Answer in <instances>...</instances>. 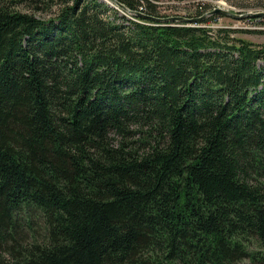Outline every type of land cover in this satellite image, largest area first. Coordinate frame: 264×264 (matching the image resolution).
Instances as JSON below:
<instances>
[{
  "label": "trees",
  "instance_id": "obj_1",
  "mask_svg": "<svg viewBox=\"0 0 264 264\" xmlns=\"http://www.w3.org/2000/svg\"><path fill=\"white\" fill-rule=\"evenodd\" d=\"M118 1L0 0V264H264V44Z\"/></svg>",
  "mask_w": 264,
  "mask_h": 264
},
{
  "label": "rangeland",
  "instance_id": "obj_2",
  "mask_svg": "<svg viewBox=\"0 0 264 264\" xmlns=\"http://www.w3.org/2000/svg\"><path fill=\"white\" fill-rule=\"evenodd\" d=\"M158 6V11L162 15H168L169 17L177 16H187L196 18L202 17L208 12L206 11L203 15L198 16L196 13L201 10V5L208 6L210 8H222L224 10H229L235 13H245V12H264V0H156L153 2ZM115 5V4H112ZM124 15V11L118 9ZM128 18H132L131 15H126ZM219 15H214L208 17L204 22L213 28H229L246 31L248 33L237 34L236 36L244 38L254 43L264 44V18L263 20H257L256 22L243 20H236L229 18H216L208 21L212 17H217ZM39 17L45 18V14H39ZM182 25L181 23H179ZM188 26V25H187Z\"/></svg>",
  "mask_w": 264,
  "mask_h": 264
},
{
  "label": "water",
  "instance_id": "obj_3",
  "mask_svg": "<svg viewBox=\"0 0 264 264\" xmlns=\"http://www.w3.org/2000/svg\"><path fill=\"white\" fill-rule=\"evenodd\" d=\"M109 1L115 4L114 7L117 9H120L131 15L140 16L139 13L130 10L118 0H109ZM209 15H224V16L232 17L233 19H236V20H243L246 18H264V12L235 13V12L224 10L218 7L213 12L209 14H205L204 16L200 18L189 19V18H183V17H168V18H152V20L155 21L156 23H164V24H167L170 22L182 23V24H197V23L204 22L208 18Z\"/></svg>",
  "mask_w": 264,
  "mask_h": 264
},
{
  "label": "bare ground",
  "instance_id": "obj_4",
  "mask_svg": "<svg viewBox=\"0 0 264 264\" xmlns=\"http://www.w3.org/2000/svg\"><path fill=\"white\" fill-rule=\"evenodd\" d=\"M105 1H107L111 6H115V5H112L113 3H111L109 0H105ZM115 8V7H114ZM117 9V8H116ZM216 8H213L212 9V11H210V12H208V14L209 13H211V12H213L214 10H215ZM134 12H136V11H134ZM126 13V12H125ZM137 13H139V12H137ZM129 13H127L126 15H128ZM140 14V16H145V15H143V14H141V13H139ZM129 15H131V14H129ZM131 16H135V15H131ZM139 16V17H140ZM210 16H214V15H209L208 17H210ZM175 17H183V18H189V19H192V18H190V17H187V16H175ZM226 17H228V16H226ZM168 18V17H167ZM196 18H200V17H196ZM230 18H232V17H230ZM202 23V22H201ZM168 25H180L179 23H172V22H170V23H167ZM182 24V23H181Z\"/></svg>",
  "mask_w": 264,
  "mask_h": 264
}]
</instances>
